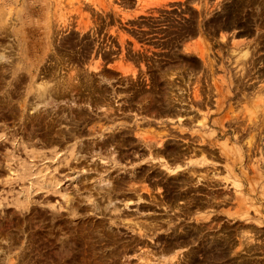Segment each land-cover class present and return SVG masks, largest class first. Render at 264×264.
I'll return each mask as SVG.
<instances>
[{
    "label": "rangeland",
    "instance_id": "374dc122",
    "mask_svg": "<svg viewBox=\"0 0 264 264\" xmlns=\"http://www.w3.org/2000/svg\"><path fill=\"white\" fill-rule=\"evenodd\" d=\"M0 264H264V0H0Z\"/></svg>",
    "mask_w": 264,
    "mask_h": 264
},
{
    "label": "bare ground",
    "instance_id": "6f19581e",
    "mask_svg": "<svg viewBox=\"0 0 264 264\" xmlns=\"http://www.w3.org/2000/svg\"><path fill=\"white\" fill-rule=\"evenodd\" d=\"M216 123V122H215ZM205 161L202 162V164H204ZM197 163H200V162H197Z\"/></svg>",
    "mask_w": 264,
    "mask_h": 264
}]
</instances>
